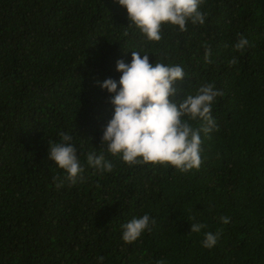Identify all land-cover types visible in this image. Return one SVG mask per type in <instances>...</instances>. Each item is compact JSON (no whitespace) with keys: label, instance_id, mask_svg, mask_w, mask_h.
Segmentation results:
<instances>
[{"label":"trees","instance_id":"obj_1","mask_svg":"<svg viewBox=\"0 0 264 264\" xmlns=\"http://www.w3.org/2000/svg\"><path fill=\"white\" fill-rule=\"evenodd\" d=\"M200 11L205 24H165L152 42L117 0H0V264H264V0H204ZM132 51L184 69L177 105L205 84L222 92L198 170L129 167L106 147L111 172L87 164L114 115L100 85L119 82ZM60 132L85 169L76 184L48 158ZM144 214L152 231L126 244L121 225ZM194 223L207 227L191 233ZM209 231L221 235L206 249Z\"/></svg>","mask_w":264,"mask_h":264},{"label":"clouds","instance_id":"obj_2","mask_svg":"<svg viewBox=\"0 0 264 264\" xmlns=\"http://www.w3.org/2000/svg\"><path fill=\"white\" fill-rule=\"evenodd\" d=\"M127 10L128 19L149 41L162 39V26H178L179 31H187V23L205 24V14L200 11L204 0H117ZM248 40L241 37L235 45L243 50ZM210 51L205 53L208 62ZM238 61L233 58L230 65ZM116 71L121 73L119 82L109 78L100 85L111 95L114 115L103 131L100 152L87 155V164L99 172H111L113 164L105 159L104 149L112 156H120L129 167L138 165L170 166L181 173L198 170L201 166V135H208L216 129L211 116L212 104L222 92L213 84H205L193 94H186L177 105L171 98L175 96L174 84L185 79L184 69L179 65H165L149 62V55L132 51L131 63L123 60L116 63ZM187 117V119H184ZM188 120L202 122V127L194 129ZM60 143L49 141V159L66 172L65 179L76 184L83 179L84 167L77 157L72 136L60 132ZM54 179H59L58 177ZM63 187V181L57 183ZM221 223H230V217H220ZM155 220L148 214L133 218L122 224V239L126 244L136 242L144 232H151ZM207 227L194 223L191 233H200ZM221 233L205 232L203 247H215ZM103 257H98L103 261ZM158 264H164L159 261Z\"/></svg>","mask_w":264,"mask_h":264}]
</instances>
